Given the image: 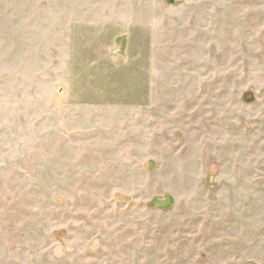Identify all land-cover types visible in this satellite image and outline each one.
<instances>
[{"label":"rangeland","instance_id":"374dc122","mask_svg":"<svg viewBox=\"0 0 264 264\" xmlns=\"http://www.w3.org/2000/svg\"><path fill=\"white\" fill-rule=\"evenodd\" d=\"M0 264H264V0H0Z\"/></svg>","mask_w":264,"mask_h":264}]
</instances>
